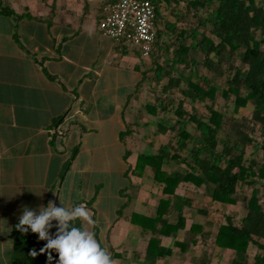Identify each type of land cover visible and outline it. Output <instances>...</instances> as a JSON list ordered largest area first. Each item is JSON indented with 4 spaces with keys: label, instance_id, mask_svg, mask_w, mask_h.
I'll return each instance as SVG.
<instances>
[{
    "label": "trees",
    "instance_id": "16d2710c",
    "mask_svg": "<svg viewBox=\"0 0 264 264\" xmlns=\"http://www.w3.org/2000/svg\"><path fill=\"white\" fill-rule=\"evenodd\" d=\"M150 1L156 10L157 40L149 56L151 64L142 71L135 91L139 93L147 84L148 101L140 111L162 116L157 130L145 136L151 145L155 140L159 143L155 153L140 152L125 173L129 182L131 176L147 175L161 189L156 215L134 213L131 217L138 224L145 218L143 226L151 230L146 261L155 264L172 254V246L163 245L162 236L172 237L183 248L192 232V244L200 241L220 252L232 250L229 264H264V200L260 195L264 162L255 157L259 150L264 153V0ZM0 12L35 18L29 13L18 15L2 2ZM202 103L206 111L198 110ZM133 125L120 133L122 142L132 134ZM160 134L167 139L160 141ZM130 154L126 149V162ZM182 184L208 188L211 202L220 206L237 203L242 193L243 216L236 221L223 211L224 221L219 220L214 230L202 223L186 229V206L200 215L209 210L178 194ZM246 186L252 188L249 193H244ZM172 215L176 220L170 219ZM18 223L11 230V264H49L48 253L39 254L46 241L30 229L27 233L17 230ZM71 226L84 228L79 219ZM180 231L186 237L178 239ZM55 232L53 227L50 234ZM33 249L36 257L29 254ZM52 256L51 264H56L57 253L53 251ZM212 261L203 255L191 264Z\"/></svg>",
    "mask_w": 264,
    "mask_h": 264
},
{
    "label": "crops",
    "instance_id": "0c3cea01",
    "mask_svg": "<svg viewBox=\"0 0 264 264\" xmlns=\"http://www.w3.org/2000/svg\"><path fill=\"white\" fill-rule=\"evenodd\" d=\"M112 1L0 0L18 15L35 17L0 12V264H11V230L24 207L38 212L50 201L70 209L83 205L91 220L98 218L99 224L82 221L83 226L90 225L95 237L102 233L105 249L116 264H148L146 247L151 230L144 228L145 218H140L141 224L131 219L134 213L156 215L146 213L152 201L139 199L143 181L131 176V183L109 195L104 194L105 182L101 181L90 197L81 199L70 196V185L65 186L64 194L62 191L70 158L91 152L93 141L101 151V160L87 169L109 167L110 157L115 163L116 149L124 145L119 157L122 165L112 172L126 180L128 166L135 164L140 153L127 146L133 133L125 143L120 133L126 125L139 123L133 120H142L138 115L141 107L135 108L142 103L139 95L143 88L139 93L135 90L148 62L139 49L100 31L102 9ZM138 58L140 61L134 62ZM145 136L146 144L151 145ZM151 146L157 149L158 143ZM126 149L131 151L128 163L124 160ZM155 187L161 195V189ZM113 204L120 206L112 219L107 207ZM186 235L180 231L178 239ZM191 236L190 232L183 248L175 245L172 237L162 236V244L172 246L173 251L155 264L197 261ZM199 254L203 256L205 250Z\"/></svg>",
    "mask_w": 264,
    "mask_h": 264
},
{
    "label": "rangeland",
    "instance_id": "374dc122",
    "mask_svg": "<svg viewBox=\"0 0 264 264\" xmlns=\"http://www.w3.org/2000/svg\"><path fill=\"white\" fill-rule=\"evenodd\" d=\"M117 41H122L127 46L130 44L128 40H124L122 38L118 39ZM149 56L142 57V58H146V60L148 62V65H147L148 67L151 64V59ZM199 58H201V55H199ZM139 61H140L139 58L137 60H134V62H139ZM146 87H147V85H144L142 92L139 95L140 102H142V103L138 104L139 107H138V109L135 108V111H138L139 108L142 107V105H144L148 101L149 95H148ZM219 101L221 104H223L222 98H220ZM198 110L199 111H206L205 104H203V103L200 104ZM222 110L226 111V108L223 105H222ZM138 115H139V117H141L142 120L140 121L139 118L133 120V121H136L139 123L138 124L134 123V125L131 127L132 133H133L132 134V143L129 141L127 146L130 147V145H131V148L133 150H137L136 154L139 152L154 153L156 151V147H152L151 145H147L145 140H144V136L146 134H150L151 132H154L157 130L156 123L159 120H162V116L161 115L156 116V115L149 114L145 109H143V111H141V112L138 111ZM129 121H131V120H129ZM167 123H168V121H167ZM166 139H167L166 135H161L162 141H165ZM258 140H262V139L259 137ZM157 143H159V142L155 140L154 145H156ZM92 145H93L94 149L91 152L77 153L74 157L72 156L70 158L69 164L71 162H72V164H71V168L69 171L65 170L67 177H66V181L64 183V188L62 190L63 194L66 191L65 189H67V188H65V186L70 185V187L68 189L70 191V196L72 198H75V199L76 198H78V199L88 198L93 194L96 183L104 181L105 182L104 194L109 195V194L116 193V190L119 187L125 186L126 184L131 182V181L129 182V180H126L125 178H123L119 172H117L115 174H113L114 172H112V170H114L116 168L119 169L120 166L122 165L120 163L119 157L125 151L124 145H119L117 147V149H116L117 161L115 163H114L113 157H110V166L109 167H103L102 165L96 167L95 165H93L92 168L87 169L88 165H90L92 163L95 164L96 162H99L101 160V158L99 157L101 151L97 148V143L95 141H93ZM111 150H112V148H111ZM251 152H252V149L250 148L248 150V153H251ZM255 157L263 160V162H264V153L262 150H259L258 152H256ZM132 159H134V158H132ZM102 164H104V163H102ZM133 178L135 181L136 180L138 182L143 181L145 184L143 185L144 188L142 189V191H139V192L134 191L135 188H131L132 192L133 193L138 192L140 200L147 199V200L152 201L153 205L148 206L146 213L155 214L157 212L156 210H157L159 200L161 197L158 189L155 186H157L159 189H160V187L158 185H156L155 183H154L155 186H153V185L151 186V180L149 178H147L146 176H143V178H141V179H139V177H133ZM61 182H63V180H61ZM251 189L252 188L250 186H246L244 188V193H249L251 191ZM130 191L131 190H129L127 192V195H129ZM177 193L193 198L194 199L193 203L195 206H200V207L206 206L209 210V213L207 215H200V214H197L195 208H191V207L186 206L184 208V214L187 217V224L189 227L193 223H202L204 228H206L207 230H211L213 228H216V226L218 224L217 222L219 220L224 221V217L222 216L223 211H225L228 214L234 215V218L236 221H238L244 214L243 202L241 201V198H242L241 194L242 193L238 196L237 203L231 204V205H226V206H220L217 204H213L211 202L210 190L208 188H206L204 190H198L193 185L182 184L178 187ZM260 195H261L262 200H264V190L263 189L260 191ZM77 206H79V204L76 205L75 207H77ZM119 206H120V204H117V206H115L113 204V205H110L107 207V209L111 210V213H112L111 218L112 219H113V217H115V215H114L115 209L119 208ZM170 219L172 221H174V220H176V216L172 215V216H170ZM95 223L99 224L98 218L92 219V225ZM87 230L91 231L90 225H89V227H87ZM95 238L100 243L102 242L101 247L105 248L104 243H103L104 238L102 237V233H101V235L96 236ZM192 246L196 247L195 252H194V259L196 258L197 260L199 258L198 256H202L201 254H199L201 249H202V251L205 250L204 256H206L208 258H212V260H213L212 262H214V264H229V261L233 257V251L230 249H226V250L220 252L217 248L214 249L210 246L208 247L207 245H204L200 241L197 242L196 244H193ZM250 258H252V257H250Z\"/></svg>",
    "mask_w": 264,
    "mask_h": 264
},
{
    "label": "clouds",
    "instance_id": "9594fccd",
    "mask_svg": "<svg viewBox=\"0 0 264 264\" xmlns=\"http://www.w3.org/2000/svg\"><path fill=\"white\" fill-rule=\"evenodd\" d=\"M77 219L89 224L92 222L85 206L70 209L63 205L58 207L50 201L47 206H41L38 212L24 207L16 228L23 233L30 229L38 235L39 240L46 241L39 254L48 253L49 264L53 260V251L58 255L56 264H116L107 249L101 247L93 232L87 228L71 226V222ZM53 227L56 228L54 236L50 234ZM29 254L32 257L38 255L35 249Z\"/></svg>",
    "mask_w": 264,
    "mask_h": 264
},
{
    "label": "built area",
    "instance_id": "2783aa9c",
    "mask_svg": "<svg viewBox=\"0 0 264 264\" xmlns=\"http://www.w3.org/2000/svg\"><path fill=\"white\" fill-rule=\"evenodd\" d=\"M99 29L118 40L126 38L149 56L157 40L156 10L150 0H114L102 9Z\"/></svg>",
    "mask_w": 264,
    "mask_h": 264
}]
</instances>
